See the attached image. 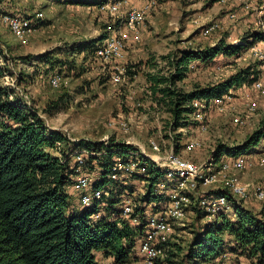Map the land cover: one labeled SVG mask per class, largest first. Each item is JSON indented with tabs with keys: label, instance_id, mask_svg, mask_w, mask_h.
<instances>
[{
	"label": "rangeland",
	"instance_id": "374dc122",
	"mask_svg": "<svg viewBox=\"0 0 264 264\" xmlns=\"http://www.w3.org/2000/svg\"><path fill=\"white\" fill-rule=\"evenodd\" d=\"M109 1L121 3L124 11L132 7L142 8L150 1H154V5L141 28V40L127 44L123 59L107 62L97 57L94 49L84 53L78 51V47L85 41L105 37L108 23L116 20L117 27L125 26L118 18L111 17L102 9V5H77L56 0H0V44L6 58V74L0 84L11 90L12 100H18L38 111L50 129L64 133L68 140L58 143L52 153L68 157L71 165L76 166V157L82 153L85 143L114 142L116 145L131 146L133 152L126 153L127 160L133 159L130 155L135 157L143 151L151 161L158 159L163 163L171 149L181 153L185 143L197 136L201 148L184 155L199 163L211 158L217 146L242 144L256 130L264 128V96L260 98V107L242 126L233 124L231 113L222 115L213 111L208 112V127L205 130H197L193 114L189 124L173 127L174 119L168 110V99L163 100L161 92L153 91L149 77L150 74L168 77L173 71L170 61L181 49H203L216 45L222 39L227 43L249 39L252 44L240 55L220 54L208 62L193 61L187 77L177 83V88L191 91L198 86L212 85L249 65H255L257 70L262 71L264 61L252 47L258 51L264 49V40L254 41L252 34H264V0H246L249 7L238 0ZM38 11L44 13V18L30 36L27 45L20 44L1 21V15L5 12H20L28 16ZM232 13H235V18L230 17ZM211 25H215V29L205 35L204 30ZM116 64L121 65L123 72L121 83H115L112 79ZM54 74L62 77L59 87L50 83ZM247 94L253 95L242 86L232 90L228 96L236 101L237 108L242 109V97ZM121 121L128 123L127 132L121 128ZM152 142L159 145L160 152L152 149ZM263 150L262 140L247 154ZM87 158L90 159L89 154ZM99 166L97 160H88L83 170L96 181L101 172ZM145 175H148L147 168L140 166L123 174L118 182H112L113 187L121 185L124 188L126 184L121 181H127V187H131L129 191L135 193L137 206L132 217H138L139 222L143 223L144 219L140 218L143 209L140 207L146 204L144 193L148 178ZM242 176L243 180L247 177V183L262 182L264 168L254 167ZM212 187L215 185L202 186L199 193ZM67 191L73 205L86 208L81 203L79 193L73 189V183L67 185ZM243 206L264 218L263 202L251 197ZM160 209L161 205L154 203L151 208L145 207V210L154 212ZM193 210L184 219L171 222L172 231L168 234L170 249L174 247L172 243H177L185 250L202 223L212 221L209 218L205 221L198 218L199 212L206 214L199 206ZM227 216L235 217L234 210H228ZM225 236L228 237V233ZM139 248H135L136 253ZM229 249L237 264H264L235 248ZM140 259L138 254L128 264H140ZM217 263L216 260L207 262Z\"/></svg>",
	"mask_w": 264,
	"mask_h": 264
},
{
	"label": "trees",
	"instance_id": "16d2710c",
	"mask_svg": "<svg viewBox=\"0 0 264 264\" xmlns=\"http://www.w3.org/2000/svg\"><path fill=\"white\" fill-rule=\"evenodd\" d=\"M108 1L69 2L104 5ZM252 35L254 41L264 40L262 33ZM103 38L85 41L78 51L84 53L94 49ZM245 41L227 43L222 39L216 45L203 49H181L170 61L173 71L168 77L149 75L153 91L161 92L163 100L168 99L173 127L189 124V118L196 109L195 100L209 102L221 98L259 78L261 71L255 65H249L212 85L198 86L191 91L177 88V83L187 77L193 61L208 62L220 54L240 55L252 44L249 39ZM2 58L5 62L4 49L0 45V81L6 74ZM11 94L9 88L0 84V264H99L96 252L113 257L116 263L132 261L137 242L144 232L141 229L145 226H141L145 224V207L148 203L159 204L167 198L157 186L165 178L164 169L146 158V204L140 207L143 209L140 218L144 219V223L140 219L141 222L133 226L122 218L120 206L123 193L132 192L129 191L131 187L127 184L124 188L121 185L113 187L112 182L115 181L111 178L115 159L121 157L127 160L126 153L133 152L131 146L116 145L114 142L85 143L84 149L90 153L87 162L97 160L101 169L95 187L110 191L109 197H104L106 206L102 216L95 219L93 214L100 210L98 204L84 209L75 208L67 191L77 167L71 165L68 157L52 153L58 143L68 140L64 133L50 129L38 111L12 100ZM262 140L264 128L256 130L242 144L217 146L213 159L219 161L224 155L250 153ZM234 210L235 219L221 214L212 221L202 223L185 252L183 247L172 243L174 247L167 257L157 264L209 262L230 251L229 248L264 262V218L243 204L234 203ZM204 215L207 216L200 212L197 214L201 220L206 217Z\"/></svg>",
	"mask_w": 264,
	"mask_h": 264
},
{
	"label": "built area",
	"instance_id": "2783aa9c",
	"mask_svg": "<svg viewBox=\"0 0 264 264\" xmlns=\"http://www.w3.org/2000/svg\"><path fill=\"white\" fill-rule=\"evenodd\" d=\"M238 1L245 3L246 7L250 6L246 0ZM153 5L154 1H150L142 8L132 7L127 11H124L121 8V3L118 2L108 1L102 5V9L108 12L111 17L118 18L125 26L117 27L116 20L108 23L106 36L94 47L95 55L107 62L123 59L127 44L141 40V28ZM230 17L235 18V13H232ZM43 18L42 11L30 16L5 12L1 16V21L10 29L17 41L22 45H27L30 36ZM213 29H215V25L207 27L203 33L209 35ZM252 50L257 51L259 58L264 61V49L258 51L256 47H252ZM1 63L4 64V58L1 59ZM114 70L113 81L121 83L123 81L121 65L116 64ZM50 83L54 87H59L62 83L61 75H52ZM243 86L253 95L247 94L246 97H242L244 106L242 109L237 108L236 101L228 96L229 94L209 102L195 100L196 109L193 118L196 121L197 130H205L208 127L207 116L213 111L222 115L231 113L232 122L236 126L246 124L250 115L260 107V98L264 96V69L251 86L247 87L246 84ZM120 125L124 131L129 130L127 122L121 121ZM201 146V141L196 136L185 143L183 152L176 153L171 149L165 157L166 159H163V163H160L158 159H153L154 163L165 171L164 180L160 181L157 186L169 200L160 202L161 209L157 212L145 210V231L139 245V254L143 264H157L158 261L167 257L170 251L168 234L172 231L171 222L184 219L188 212H194L195 207L199 206V209L206 212L209 219L214 220L221 214H227L228 210H234V203L242 205L251 197L264 203V181L247 183L242 176L243 173L254 167L264 168V150L259 153L239 156L224 155L219 161L214 160L212 156L199 163L184 155V153L196 151ZM152 149L160 152V147L155 142H152ZM88 154H90L89 151L83 149L82 153L76 157L77 169L72 183L73 189L79 193L83 205L90 207L95 203L98 204L100 210L93 214V218L98 219L102 216L106 206L104 197L108 196L110 191L104 187H95V181L90 174L83 170ZM130 156L133 159L125 161L121 157L115 159L111 174V178L115 182L119 181L122 175L129 170L138 169L140 166L146 168L148 161L143 151L135 157ZM121 182L123 183V181ZM124 184H127V181ZM210 185H215V187L201 190L202 193H199L200 187ZM134 194V192L128 191L123 193L120 205L122 218L127 219L133 226L139 224L138 217H132L137 207ZM154 204L157 205V203ZM147 207L151 208V204H148ZM216 261L217 264H237L230 251L220 254ZM113 264L123 263L114 261ZM193 264H207V262L199 261Z\"/></svg>",
	"mask_w": 264,
	"mask_h": 264
},
{
	"label": "crops",
	"instance_id": "0c3cea01",
	"mask_svg": "<svg viewBox=\"0 0 264 264\" xmlns=\"http://www.w3.org/2000/svg\"><path fill=\"white\" fill-rule=\"evenodd\" d=\"M52 1H55V0H52ZM57 2H65V3H70V4H74V3H71V2H69L70 0H56ZM77 5H80L81 3H76ZM89 5H92V6H95V4H89ZM11 13V12H10ZM12 14H22V13H12ZM23 15V14H22ZM2 16V15H1ZM26 16V15H25ZM28 16H30V15H28ZM98 37V36H97ZM19 42V41H18ZM20 43V42H19ZM21 44V43H20ZM1 45V44H0ZM2 46V45H1ZM3 47V46H2ZM4 49V48H3ZM233 74V73H232ZM224 79H226V78H224ZM223 79V80H224ZM219 82V81H218ZM246 178L247 177H245V182H248V181H246ZM75 208H78V206H76V205H73ZM234 213H235V211H234ZM226 216H227V214H225ZM228 217V216H227ZM206 218H208L207 216L205 217V218H203L202 219V221L204 220L205 221V219ZM236 218V213H235V217H233V218H231V219H235ZM143 239V236H141V238L138 240V242H137V246H139L140 245V243H141V240ZM186 251V248H185V250H184V252ZM138 254H139V249H138V252L136 253V251H135V253H134V259H136L137 258V256H138ZM96 257H97V260H98V262H99V264H113V262H114V258L113 257H111V256H105L102 252H96ZM131 262V261H130ZM129 262V263H130ZM126 264H128V263H126ZM140 264H142V261H141V259H140Z\"/></svg>",
	"mask_w": 264,
	"mask_h": 264
}]
</instances>
